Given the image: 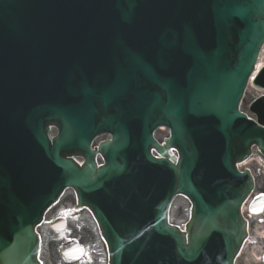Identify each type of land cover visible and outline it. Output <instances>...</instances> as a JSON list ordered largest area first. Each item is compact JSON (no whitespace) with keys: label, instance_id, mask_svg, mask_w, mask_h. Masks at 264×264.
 <instances>
[{"label":"water","instance_id":"water-1","mask_svg":"<svg viewBox=\"0 0 264 264\" xmlns=\"http://www.w3.org/2000/svg\"><path fill=\"white\" fill-rule=\"evenodd\" d=\"M254 13L258 17L251 19ZM250 22H256L264 32V0H0V126L14 122L20 128L36 123L34 116L42 111L41 102L46 97L44 88L64 90L66 94L78 90L76 96L85 100L97 97L106 109L124 97L127 81L131 99L126 121L147 127L154 122V116L163 119L157 124L173 128L174 140L187 157L188 151L180 142L184 135L176 120L171 119V112L174 110L173 117L179 119L177 110L186 106L192 107L196 117H210L215 110L223 114L230 111L238 93L234 78L242 74L240 69L227 72L232 53L240 51L234 34ZM82 42L112 44L119 50H127V70L131 75L123 77L124 67H117L116 75L109 81L111 88L99 96L97 81L82 76L80 58L60 55L52 45L70 50ZM208 45H214L208 50L214 55L210 61L204 55ZM148 51L157 53L154 66L144 64ZM250 51L253 52L241 47V56L244 58L243 53ZM254 60L255 54L251 66ZM224 77L227 79L223 82ZM61 83L65 85L60 86ZM218 90L222 91L219 96ZM69 116L63 113L59 117L63 141L71 140L64 146L83 140L81 136L88 131L94 133L112 125L106 119L90 123L81 112L75 118ZM68 119L78 137L71 136ZM123 122L125 116L121 125ZM42 123L38 120L31 127L38 136L39 130L45 128ZM117 137L114 145L120 139L124 144L119 149H127L124 133L119 130ZM188 137L192 142L191 133ZM172 144L169 142V146ZM113 147L107 143L102 149ZM260 148L264 152V146ZM108 167L99 172L102 178L120 169L114 158ZM96 173V168L86 167L84 180L71 186L77 190L89 186ZM176 185L188 193L193 191L188 182ZM240 190L238 200L223 204V198L217 199L209 213L208 206L202 205L185 235L167 224L166 228L162 217H156L160 231H155L154 239L148 243L153 249L152 256L158 263L162 259L169 261L173 255L168 251H173L187 263L203 264V246L219 239L217 244L222 246L223 258L219 256L218 264H234L247 237L240 205L252 190V182ZM42 211L43 208L29 222L13 220L6 224L8 231L0 236V264H39L34 229ZM136 221L140 226L151 223L150 219ZM160 232L170 240L171 247H160L156 237ZM121 262L122 249L118 243L114 264Z\"/></svg>","mask_w":264,"mask_h":264},{"label":"rangeland","instance_id":"rangeland-1","mask_svg":"<svg viewBox=\"0 0 264 264\" xmlns=\"http://www.w3.org/2000/svg\"><path fill=\"white\" fill-rule=\"evenodd\" d=\"M257 94L258 93L254 92L252 89L248 91V94L246 95V98H245V101L242 107L244 112L248 113V107H249L248 105L254 98L257 97ZM164 136H166L165 132L157 133L158 139H162ZM254 170L256 172L257 190L264 192V176L260 173L259 169L254 168ZM67 199H65V201ZM63 205L64 203L61 206ZM188 208H189V205L186 201L182 199H177L171 211L172 222L175 224H179V225L184 223L187 220ZM250 224L252 228L254 229L259 226L257 219L251 220ZM262 227L263 229L259 230V234L258 233L252 234L250 238V242L248 245H246L245 250L243 251L241 257L237 261V264H254L253 262L249 263V261H247L249 254H253L256 257L260 256L262 253L264 254V241H262V237L264 236V223H262ZM46 230L44 231L48 233V230L47 231Z\"/></svg>","mask_w":264,"mask_h":264},{"label":"bare ground","instance_id":"bare-ground-1","mask_svg":"<svg viewBox=\"0 0 264 264\" xmlns=\"http://www.w3.org/2000/svg\"><path fill=\"white\" fill-rule=\"evenodd\" d=\"M262 64H263V61H262V57H261L260 63L258 64V69L261 68Z\"/></svg>","mask_w":264,"mask_h":264}]
</instances>
